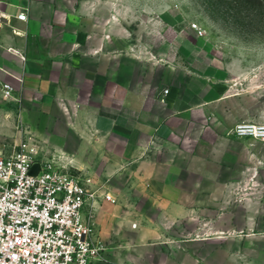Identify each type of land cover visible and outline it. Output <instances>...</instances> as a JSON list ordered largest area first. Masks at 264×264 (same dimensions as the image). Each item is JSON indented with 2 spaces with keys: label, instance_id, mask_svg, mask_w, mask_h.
Wrapping results in <instances>:
<instances>
[{
  "label": "crops",
  "instance_id": "1",
  "mask_svg": "<svg viewBox=\"0 0 264 264\" xmlns=\"http://www.w3.org/2000/svg\"><path fill=\"white\" fill-rule=\"evenodd\" d=\"M99 5L0 0V155L29 141L107 182L96 181L118 203H96L95 239L105 251L93 264H208L192 255L208 241L175 240L170 231L240 140L217 110L231 99L227 85L183 45L167 41L157 53L108 34ZM4 84L15 100L4 99Z\"/></svg>",
  "mask_w": 264,
  "mask_h": 264
},
{
  "label": "rangeland",
  "instance_id": "2",
  "mask_svg": "<svg viewBox=\"0 0 264 264\" xmlns=\"http://www.w3.org/2000/svg\"><path fill=\"white\" fill-rule=\"evenodd\" d=\"M93 1L102 3L95 11L99 25L125 34L133 48L160 53L170 41L176 50L183 45L191 60L213 66L231 98L217 109L231 129L264 124V0ZM210 171L215 181L200 184L202 200L188 202L191 215L176 217L170 235L208 241L192 249L208 264H264V141L236 140Z\"/></svg>",
  "mask_w": 264,
  "mask_h": 264
},
{
  "label": "built area",
  "instance_id": "3",
  "mask_svg": "<svg viewBox=\"0 0 264 264\" xmlns=\"http://www.w3.org/2000/svg\"><path fill=\"white\" fill-rule=\"evenodd\" d=\"M193 29L203 35L197 26ZM2 93L5 100H15L9 84ZM229 134L264 141V124L242 122ZM35 165L38 173L31 175ZM73 170L29 141L0 155V264H93L103 259L105 248L95 239L96 203L103 198L116 205L118 200L94 178Z\"/></svg>",
  "mask_w": 264,
  "mask_h": 264
},
{
  "label": "water",
  "instance_id": "4",
  "mask_svg": "<svg viewBox=\"0 0 264 264\" xmlns=\"http://www.w3.org/2000/svg\"><path fill=\"white\" fill-rule=\"evenodd\" d=\"M38 170H39V165H35V166L31 169L30 174H31V175H37Z\"/></svg>",
  "mask_w": 264,
  "mask_h": 264
}]
</instances>
